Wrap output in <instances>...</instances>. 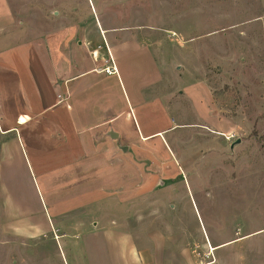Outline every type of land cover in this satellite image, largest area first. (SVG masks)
Instances as JSON below:
<instances>
[{
	"label": "rangeland",
	"instance_id": "374dc122",
	"mask_svg": "<svg viewBox=\"0 0 264 264\" xmlns=\"http://www.w3.org/2000/svg\"><path fill=\"white\" fill-rule=\"evenodd\" d=\"M70 40L81 70L116 67L88 100L119 138L40 156L24 135L27 168L0 135V264H264V0H0L20 76Z\"/></svg>",
	"mask_w": 264,
	"mask_h": 264
},
{
	"label": "crops",
	"instance_id": "0c3cea01",
	"mask_svg": "<svg viewBox=\"0 0 264 264\" xmlns=\"http://www.w3.org/2000/svg\"><path fill=\"white\" fill-rule=\"evenodd\" d=\"M71 40L70 52L67 54L63 52L55 58L47 54L37 55L39 58L38 63H29V68L26 70H24L25 67H23L21 70L22 76H20L18 69L15 68L17 64L12 62V67H9L7 63L2 61L6 59L0 57V65L8 67L5 69L0 66V109L1 107L15 109L17 105H25L26 107L25 110L23 109L21 111L13 112L12 110H7L2 112L1 117L6 119V126H0V135L7 138L2 145V155L4 156L2 163L10 165L13 160H18L23 166L29 168V162L26 157V146L23 143L24 135H26V140L30 144L27 147L34 152L37 151L36 153L40 156L45 154H57L58 151L60 152L63 149H66L69 155L72 156L74 149L77 150L80 145L78 142L73 143L74 140L77 141L79 139L78 137H82L89 132H94L93 138H91L94 143L97 139L110 137L111 131H114L113 128L116 126L115 124L119 122L120 119L118 118L121 116L116 114L111 115L110 107L99 111V107L96 105L92 107L89 105L88 97L92 94L93 87L95 86H93V82L89 81L88 77L96 74H104L106 73V68H110L113 70L112 74H116V67L113 65L111 68L110 64L104 62L105 64L103 63L100 66H91L89 69L81 70L80 66L83 62L81 63L78 61L76 56L77 50H75V54L73 53L72 45L75 41L71 42ZM98 55V52L94 50L92 57L97 59L96 57ZM48 57H51V62L55 60L53 64L47 65L53 67L50 72L53 75H47L45 69L46 63L42 64L40 62V60L48 59ZM57 57L60 60L59 65H57ZM28 58L29 57L26 56L23 59L27 61ZM38 58L34 57L35 60H38ZM99 62L100 61H98L97 65ZM84 64L85 63H83L82 66ZM38 78H42L43 81L46 80L44 87L40 88L35 86L34 81ZM22 83H24L26 90L29 91L27 94L29 104H27V100L21 94ZM27 87H29V89H27ZM34 90L37 94L43 91V95L38 96L34 94ZM81 96H84V102L79 101ZM42 101H45L43 106L41 103ZM28 105H30V107L32 106L33 109L28 108ZM38 106L41 107L36 110ZM78 107L88 112L90 108L92 109V112H89L91 113L89 115L90 122L85 120L87 118L84 119L85 121H81L82 119L80 117L78 118L74 115V110ZM127 115L132 116L131 111L128 112ZM10 116L11 119H9ZM42 119L43 122L41 121ZM31 125V129H34L33 132L29 131V129L24 131L25 134L21 132L22 129L25 130ZM48 132H51L50 136L47 135ZM114 132L116 133V131ZM48 139H51V143H48L51 148H47V143H43V141L47 142ZM42 145L44 148L41 147ZM88 156H95V152L93 155ZM76 162L77 158L74 157L69 163L75 165Z\"/></svg>",
	"mask_w": 264,
	"mask_h": 264
},
{
	"label": "water",
	"instance_id": "95a60500",
	"mask_svg": "<svg viewBox=\"0 0 264 264\" xmlns=\"http://www.w3.org/2000/svg\"><path fill=\"white\" fill-rule=\"evenodd\" d=\"M110 137H112L113 139H117L118 138V134L115 133L114 131H111ZM238 143H240V141H238Z\"/></svg>",
	"mask_w": 264,
	"mask_h": 264
},
{
	"label": "built area",
	"instance_id": "2783aa9c",
	"mask_svg": "<svg viewBox=\"0 0 264 264\" xmlns=\"http://www.w3.org/2000/svg\"><path fill=\"white\" fill-rule=\"evenodd\" d=\"M105 72H106L107 74H112V73H113V70H111L110 68H106V69H105Z\"/></svg>",
	"mask_w": 264,
	"mask_h": 264
},
{
	"label": "bare ground",
	"instance_id": "6f19581e",
	"mask_svg": "<svg viewBox=\"0 0 264 264\" xmlns=\"http://www.w3.org/2000/svg\"><path fill=\"white\" fill-rule=\"evenodd\" d=\"M115 70V69H114ZM23 119H25V118H23ZM26 120V119H25Z\"/></svg>",
	"mask_w": 264,
	"mask_h": 264
}]
</instances>
